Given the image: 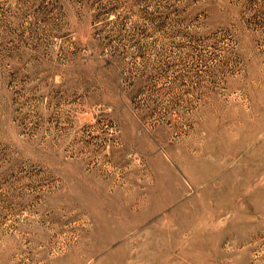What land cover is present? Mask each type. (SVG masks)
<instances>
[{"label":"rangeland","instance_id":"rangeland-1","mask_svg":"<svg viewBox=\"0 0 264 264\" xmlns=\"http://www.w3.org/2000/svg\"><path fill=\"white\" fill-rule=\"evenodd\" d=\"M0 264H264V0H0Z\"/></svg>","mask_w":264,"mask_h":264}]
</instances>
